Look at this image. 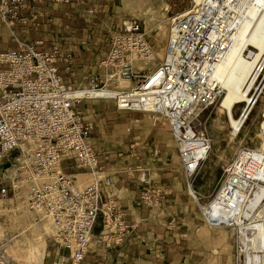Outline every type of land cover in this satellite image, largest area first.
<instances>
[{"label":"built area","instance_id":"built-area-1","mask_svg":"<svg viewBox=\"0 0 264 264\" xmlns=\"http://www.w3.org/2000/svg\"><path fill=\"white\" fill-rule=\"evenodd\" d=\"M41 1L0 0V21L14 35L17 22L26 25L37 18L20 15L21 9ZM254 1L190 0L187 8L168 18L159 60L143 21H123L108 34V50L98 62L101 72L88 77V89H113L96 97L112 99L118 110L156 113L167 119L188 186L210 147L193 121L197 110L220 97L216 65ZM14 39V47L0 50V201L21 197L29 208L42 209L51 218L53 244L66 251L68 264H80L97 223L100 240L108 245L120 243L135 223L125 219L114 199L102 194V187L110 185V175L90 144L93 122L78 109L89 96L74 94L84 87L73 89L59 73L58 65L68 62L70 54L56 44L44 48L41 40L24 42L15 35ZM263 68L256 79L260 74L261 80L264 77ZM118 80L128 85L120 87ZM64 156L75 158L77 168L91 175L87 184L78 186V174L62 169ZM143 182L141 200L157 207L163 191L152 187L149 179ZM258 184H264V138L259 147L240 149L223 167L215 190L207 196L210 199L198 203L206 225L231 230L232 264H264V210L263 220L255 217L264 203V196L255 198ZM0 264H18L5 253L1 240Z\"/></svg>","mask_w":264,"mask_h":264},{"label":"crops","instance_id":"crops-1","mask_svg":"<svg viewBox=\"0 0 264 264\" xmlns=\"http://www.w3.org/2000/svg\"><path fill=\"white\" fill-rule=\"evenodd\" d=\"M147 2L80 0L63 4L43 0L28 3L20 15L36 14L37 18L26 25L17 22L14 35L24 42L41 40L44 48L55 44H47L55 41V36H63L66 43L75 44L74 50L90 51L93 47H88L85 41L93 42L91 35L104 30L108 37L110 31L123 21L132 19L133 15L145 14ZM14 35L0 21V50L16 45ZM86 35L89 40L80 38ZM96 70L94 72H101L98 65ZM128 112H133L128 133L119 140L107 139L93 115L83 114L94 123L90 144L111 179L110 185L102 187V194L114 199L125 219L135 226L126 231L120 243L108 245L100 240L102 231L97 223L80 264H227L232 245L228 243V250L226 237L219 229L204 223L199 209L188 197V179L167 119L162 122L165 127H160L156 113L140 117L144 113ZM144 118L151 121L149 125L140 124ZM61 167L65 172L78 174L77 180L82 186L92 178L88 172L77 168V161L71 156L62 158ZM145 179L150 180L152 187L163 191L157 207L147 206L140 198L146 187ZM63 253L66 251H55L53 260L59 261Z\"/></svg>","mask_w":264,"mask_h":264},{"label":"rangeland","instance_id":"rangeland-1","mask_svg":"<svg viewBox=\"0 0 264 264\" xmlns=\"http://www.w3.org/2000/svg\"><path fill=\"white\" fill-rule=\"evenodd\" d=\"M189 2L190 0H166V2L164 0H148L144 10L145 14L133 15L134 19L143 21L147 39L151 41L152 45L154 44L157 60L162 58L164 54L168 18L175 11L187 8ZM171 3H175L176 6H172ZM168 6L172 8L166 11ZM80 38L89 40L87 35ZM54 39L55 41L46 43L55 42L62 52L69 53L71 56L68 62H61L58 65L63 78L72 83L73 89L84 87L83 89L74 90V92L88 90V76L97 71L99 60L108 50V37L105 35L104 30H101L100 34L90 36V41L93 42L85 41L88 47H93L90 51L74 50L72 47L75 44L73 42L66 43L63 36H55ZM10 40L12 41L11 35ZM248 49L246 55L250 51L256 50L251 46ZM261 76L262 74L253 83L248 94L252 93L259 80H261ZM116 84H119L120 87L128 85L124 80H118ZM109 90L112 89L110 88ZM220 91V97L217 101L204 109L197 110L198 116L193 121V126L197 133L206 137L210 146L197 175L190 185L186 187L188 197H190L191 201H194V205L198 209V203L203 205L210 199L207 196L215 190L223 167L235 158L240 149L243 147H259L264 138V133L260 129L261 111L264 107V88L237 134L233 131L225 110L221 106L224 90L220 88ZM243 105L244 103L242 102L234 106L233 116L235 118L240 116ZM78 109L84 115H93L94 120L100 127V131L106 135L107 139L119 140L124 134L128 133L127 128L130 125V116L133 112L118 110L112 99L89 96L78 104ZM141 113L144 114H141L140 117L153 116V113ZM155 116L159 119L158 125L165 127L162 124V122H166L165 117L161 114ZM146 118L139 121L141 125L147 126L150 124L151 121ZM77 185L82 186L78 180ZM10 196H12L11 192L9 193ZM22 200L23 198L20 197L14 200L0 201V240L4 243L5 253L18 264H52L57 262L53 260V256L55 251L60 249L53 244L51 238V218L42 209L29 208L25 203H22ZM215 229H219L226 237L227 249L230 247L229 244H231L233 251L231 230L225 228ZM66 257V253H63L58 262L68 264ZM227 264H232V252Z\"/></svg>","mask_w":264,"mask_h":264},{"label":"bare ground","instance_id":"bare-ground-1","mask_svg":"<svg viewBox=\"0 0 264 264\" xmlns=\"http://www.w3.org/2000/svg\"><path fill=\"white\" fill-rule=\"evenodd\" d=\"M247 7V13L244 15L245 18L241 21L240 26L233 35L226 55L216 65L214 72L216 82L224 90L221 106L224 108L228 122L235 134L240 131L241 126L259 97L260 90L264 87L263 77L261 84L256 87L254 93L252 95L248 94L249 89L256 80L259 69L264 65V0H255L253 4ZM249 46L256 50L250 51L246 55ZM256 66H258L257 69ZM112 92L113 89H103L102 91L88 89L75 91L74 94L97 96ZM242 102L244 105L241 109V114L235 118L233 116V108L236 104ZM260 129L264 133V107L261 111ZM263 196L264 184H258L255 198L260 200ZM216 208L217 206L214 204L213 210L215 211ZM263 210L264 203L256 213L255 217L258 220H263ZM258 226L261 227V223Z\"/></svg>","mask_w":264,"mask_h":264},{"label":"water","instance_id":"water-1","mask_svg":"<svg viewBox=\"0 0 264 264\" xmlns=\"http://www.w3.org/2000/svg\"><path fill=\"white\" fill-rule=\"evenodd\" d=\"M260 84H261V83H260ZM260 84H259V85H260Z\"/></svg>","mask_w":264,"mask_h":264}]
</instances>
